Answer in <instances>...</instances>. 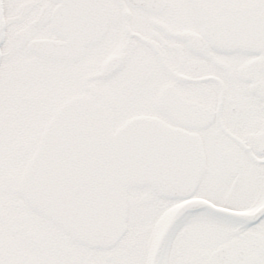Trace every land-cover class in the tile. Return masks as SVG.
<instances>
[{
  "label": "flooded vegetation",
  "instance_id": "1",
  "mask_svg": "<svg viewBox=\"0 0 264 264\" xmlns=\"http://www.w3.org/2000/svg\"><path fill=\"white\" fill-rule=\"evenodd\" d=\"M58 5L27 0L16 16L8 17L12 4L4 11L5 36L19 43L10 46L5 37L0 72H21L17 82L26 94L0 99V264H128L127 251L136 247L132 264H264V37L255 36L264 27V0H105L103 37L81 54L75 45L70 61L30 49L32 41L65 42L50 25ZM80 95L94 98L112 120L152 117L202 142L193 195L183 201L141 195L138 243L129 235L119 253L117 246L79 244L17 193L32 152L27 138ZM197 199L234 217L262 211L250 221L189 211L159 241L175 209Z\"/></svg>",
  "mask_w": 264,
  "mask_h": 264
},
{
  "label": "water",
  "instance_id": "2",
  "mask_svg": "<svg viewBox=\"0 0 264 264\" xmlns=\"http://www.w3.org/2000/svg\"><path fill=\"white\" fill-rule=\"evenodd\" d=\"M58 1L66 3L63 8L75 2H101ZM67 24L77 25L72 21ZM78 24L88 25L86 21ZM105 24L98 19L93 25L99 31ZM64 30L71 34V30ZM140 119L127 121L112 134L96 103L72 99L48 124L24 171L21 186L25 199L75 240L105 248L116 243L125 230L127 187L150 186L168 198L189 196L203 165L199 139L178 130L159 128L160 124L155 128L153 121ZM68 160L75 169L73 181L67 174L58 177L61 167L63 172L71 169L67 167Z\"/></svg>",
  "mask_w": 264,
  "mask_h": 264
},
{
  "label": "rangeland",
  "instance_id": "3",
  "mask_svg": "<svg viewBox=\"0 0 264 264\" xmlns=\"http://www.w3.org/2000/svg\"><path fill=\"white\" fill-rule=\"evenodd\" d=\"M27 0H4V5H10L12 4L14 6V8L12 9V11L9 10V14L8 17H12V16H16L19 13V8L20 6L25 3ZM8 38V39H7ZM7 42L6 44H11L13 43L11 40V37H9L7 35ZM19 42L16 40L14 45L18 44ZM7 47V46H6ZM15 47H13L14 49ZM6 49V48H5ZM8 49V48H7ZM19 53V52H18ZM21 73V72H20ZM20 73L17 72V74L15 76H11V73L9 74L8 72H6V70L1 71L0 72V99L6 96H11V97H15V96H20L22 97L23 95H25V89H23L22 87V82H17L18 81V76L21 75ZM126 93L125 95H128L130 92H132L134 90V86L132 85L130 88H126L125 89ZM24 93V94H23ZM123 93L120 95V97L125 96ZM1 103V101H0ZM113 116H117V115H112ZM126 115L124 116H118L120 118H114L112 121H114L113 126H117L119 123L122 122V120L124 119ZM40 126V127H39ZM44 123L42 124H38V130L36 132H34V134H30L29 137L27 138L28 142L27 144H30L31 146V151L33 150L34 146L37 143V139L39 137V134L41 133L42 129H43ZM2 143L0 142V145ZM29 153L26 155L28 156ZM25 156V157H26ZM23 167V164L20 166V170ZM129 198L132 199L134 202L131 203V207L129 210V216H130V220L132 223H137L138 224V198H141L140 196H145V197H150L149 195L152 193L147 189H143L141 190V192H138V190H130L129 192ZM131 234L134 233V228L131 227Z\"/></svg>",
  "mask_w": 264,
  "mask_h": 264
}]
</instances>
